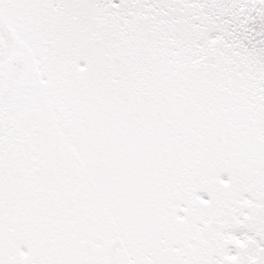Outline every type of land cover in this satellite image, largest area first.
Listing matches in <instances>:
<instances>
[{"label": "snow or ice", "instance_id": "obj_1", "mask_svg": "<svg viewBox=\"0 0 264 264\" xmlns=\"http://www.w3.org/2000/svg\"><path fill=\"white\" fill-rule=\"evenodd\" d=\"M0 264H264V0H0Z\"/></svg>", "mask_w": 264, "mask_h": 264}]
</instances>
